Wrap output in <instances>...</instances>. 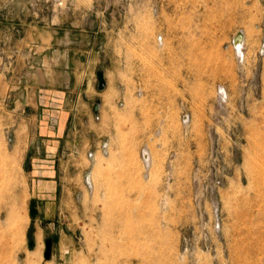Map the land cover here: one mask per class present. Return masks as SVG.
<instances>
[{"label":"rangeland","instance_id":"obj_1","mask_svg":"<svg viewBox=\"0 0 264 264\" xmlns=\"http://www.w3.org/2000/svg\"><path fill=\"white\" fill-rule=\"evenodd\" d=\"M0 264H264V0H0Z\"/></svg>","mask_w":264,"mask_h":264},{"label":"bare ground","instance_id":"obj_2","mask_svg":"<svg viewBox=\"0 0 264 264\" xmlns=\"http://www.w3.org/2000/svg\"><path fill=\"white\" fill-rule=\"evenodd\" d=\"M236 36V35H235ZM234 36V37H235ZM233 37V38H234ZM232 38V39H233ZM243 39L242 40H240V41H236L234 44H233V42H232V46L235 48V51H236V54H237V58L239 59V61H240V59L243 57ZM241 62V61H240ZM220 98L221 99H223L224 97H225V92L223 91V90H220ZM143 159H144V163L146 164V165H148L149 164V160H150V156L148 155V154H146L145 152H144V155H143ZM15 223V222H14ZM17 224H18V222H17ZM16 224V225H17ZM23 225V224H22ZM14 226V225H13ZM17 228H18V230H17V235L18 236H20L21 235V230H22V228L21 227H19V226H17ZM16 228V229H17ZM15 229V230H16ZM16 234V233H15Z\"/></svg>","mask_w":264,"mask_h":264},{"label":"water","instance_id":"obj_3","mask_svg":"<svg viewBox=\"0 0 264 264\" xmlns=\"http://www.w3.org/2000/svg\"><path fill=\"white\" fill-rule=\"evenodd\" d=\"M242 39H243V34L241 32H238V34H236V36L232 39V42L234 44L236 41H240ZM96 107L97 105L93 108L95 111H97Z\"/></svg>","mask_w":264,"mask_h":264},{"label":"built area","instance_id":"obj_4","mask_svg":"<svg viewBox=\"0 0 264 264\" xmlns=\"http://www.w3.org/2000/svg\"><path fill=\"white\" fill-rule=\"evenodd\" d=\"M106 147V146H105ZM105 147H103V149H104V152H105Z\"/></svg>","mask_w":264,"mask_h":264}]
</instances>
